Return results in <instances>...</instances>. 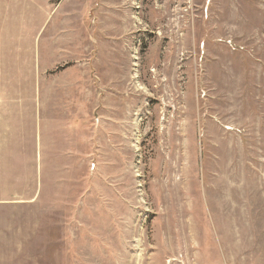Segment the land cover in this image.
Instances as JSON below:
<instances>
[{"label": "rangeland", "instance_id": "1", "mask_svg": "<svg viewBox=\"0 0 264 264\" xmlns=\"http://www.w3.org/2000/svg\"><path fill=\"white\" fill-rule=\"evenodd\" d=\"M0 264H264V0H0Z\"/></svg>", "mask_w": 264, "mask_h": 264}, {"label": "bare ground", "instance_id": "2", "mask_svg": "<svg viewBox=\"0 0 264 264\" xmlns=\"http://www.w3.org/2000/svg\"><path fill=\"white\" fill-rule=\"evenodd\" d=\"M169 166H170V165H169ZM171 181H172L171 178H170V179L168 178V181H166L165 184H166V185H169V184H171ZM175 185H178V184L175 183ZM171 186H173V184H171Z\"/></svg>", "mask_w": 264, "mask_h": 264}]
</instances>
